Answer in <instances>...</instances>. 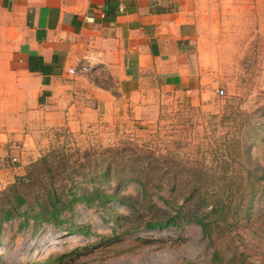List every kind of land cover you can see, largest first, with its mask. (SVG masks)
Masks as SVG:
<instances>
[{
    "label": "rangeland",
    "instance_id": "374dc122",
    "mask_svg": "<svg viewBox=\"0 0 264 264\" xmlns=\"http://www.w3.org/2000/svg\"><path fill=\"white\" fill-rule=\"evenodd\" d=\"M200 4L203 21L192 54L203 86L222 88L224 95L192 105L179 93H166L154 108L138 111L122 98L112 118L56 135L22 174L0 186V196L32 163L54 152L50 159L68 158L73 169L83 168L68 179L73 192L116 191L115 199L76 202L59 213L62 224L37 228L32 219L21 224L25 204L1 222L0 264H264V0ZM104 163L150 168L152 201L133 179L118 188L122 174L105 176ZM56 173L58 188L67 172L57 167ZM22 190L33 201L34 192L25 185ZM185 197L208 216V234L193 220L147 226L177 211ZM166 200L177 204L173 210Z\"/></svg>",
    "mask_w": 264,
    "mask_h": 264
},
{
    "label": "crops",
    "instance_id": "0c3cea01",
    "mask_svg": "<svg viewBox=\"0 0 264 264\" xmlns=\"http://www.w3.org/2000/svg\"><path fill=\"white\" fill-rule=\"evenodd\" d=\"M200 3L0 0L1 182L22 174L56 135L112 118L122 98L138 111L166 93L192 105L216 94L192 54Z\"/></svg>",
    "mask_w": 264,
    "mask_h": 264
},
{
    "label": "trees",
    "instance_id": "16d2710c",
    "mask_svg": "<svg viewBox=\"0 0 264 264\" xmlns=\"http://www.w3.org/2000/svg\"><path fill=\"white\" fill-rule=\"evenodd\" d=\"M51 152L47 155L41 156L36 162L29 166V169L25 175L17 176L14 183L10 186L9 192L5 191L0 196V228L3 220L12 218L15 214H20L18 209L27 204V210L22 212L24 216L22 225H27L29 219H32L33 227L37 228L43 222L50 221L55 225H60L64 222V219L59 218V213L64 209H71L76 202H85L92 204L96 199L99 200L100 205H105L109 201L115 199L116 191L112 193H97V190H83L78 194V190L72 191L74 185L68 184V179L75 176V172L78 174L83 173V168L73 169L68 164V158L64 157H52ZM67 161V163H66ZM113 164V166L111 165ZM99 166V164H97ZM94 165L91 169L87 170L86 173L90 174L93 170L98 168ZM143 166V165H141ZM67 172L65 175L64 182L56 188V168ZM102 171L105 176H109L112 172H120L122 175L116 177L117 187L124 185L128 180H134L141 187L142 196L145 199L152 201L151 194L149 192L148 174L150 168L137 167V163L132 165V168L126 169L119 167V163H104L102 165ZM129 172V175L125 173ZM263 177H264V173ZM91 178V177H89ZM24 185L29 187L34 192L33 201L29 202L25 194L22 192ZM191 197V196H190ZM190 197H185L183 203L179 206L173 201L166 203L169 204L170 210H173L174 206L177 207V211H168L165 218L161 221L148 222L149 228H164L178 224L179 222L193 220L197 222L202 231L206 234L210 232L209 226L211 221L207 219L205 213H198L195 209L197 201L193 202L192 205L189 203ZM194 204V205H193ZM69 231H85L86 227L80 226L77 229L71 226L67 227ZM218 256V254H217ZM215 256V258H217ZM218 260V258H217Z\"/></svg>",
    "mask_w": 264,
    "mask_h": 264
},
{
    "label": "built area",
    "instance_id": "2783aa9c",
    "mask_svg": "<svg viewBox=\"0 0 264 264\" xmlns=\"http://www.w3.org/2000/svg\"><path fill=\"white\" fill-rule=\"evenodd\" d=\"M88 69L85 65H81L80 68H79V72L81 73H84L86 72ZM77 71L74 69V68H69V73L70 74H75ZM216 93L219 95V96H223L224 95V90L222 88H218L216 89ZM11 162H17V158L16 156L13 157V161ZM0 186L3 187V182H0Z\"/></svg>",
    "mask_w": 264,
    "mask_h": 264
},
{
    "label": "clouds",
    "instance_id": "9594fccd",
    "mask_svg": "<svg viewBox=\"0 0 264 264\" xmlns=\"http://www.w3.org/2000/svg\"><path fill=\"white\" fill-rule=\"evenodd\" d=\"M194 255H199V250L194 249Z\"/></svg>",
    "mask_w": 264,
    "mask_h": 264
}]
</instances>
